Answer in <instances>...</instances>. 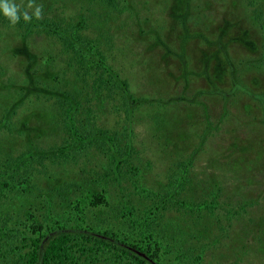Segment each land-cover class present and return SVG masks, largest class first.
I'll list each match as a JSON object with an SVG mask.
<instances>
[{
	"label": "trees",
	"instance_id": "trees-1",
	"mask_svg": "<svg viewBox=\"0 0 264 264\" xmlns=\"http://www.w3.org/2000/svg\"><path fill=\"white\" fill-rule=\"evenodd\" d=\"M193 1L184 3L186 7L192 5L195 13L211 5L208 0L204 5ZM35 2L43 5L42 19L33 18L30 23L21 19L13 27L0 14V26L13 29L22 45L26 60L23 74L28 80L30 70L35 76L47 64L56 73L51 81H59L57 93L52 85L47 88L52 92L45 91L44 96L34 82L36 90L31 99L49 113L43 121L37 114V119H32L36 123H15L13 116L21 101L12 96L10 88L4 104L0 103V264H212L207 255H214L211 250L221 248L226 241L238 255L236 264L250 244L263 256L264 169L255 164L249 167L247 156L232 154L228 148L223 152L225 159L209 158L197 172L205 177L188 167L199 155V144L194 146L196 136L202 141L211 134L208 125L221 116V110L215 112L197 101L203 111L198 130L187 134L181 119L175 128L171 126V134L163 137L170 150L188 152L185 160L177 163L179 170L174 168L168 177L170 185L156 201L143 185V172L148 169L141 166L143 159L135 147L134 117L140 111L147 115L149 131L159 134L170 127L163 125L167 108L182 102L192 104V100L182 94L167 100L136 96L124 75L125 68L113 63L117 48L112 29L116 23L114 31L119 27L113 22L128 11L129 0ZM246 2L253 7L255 19L262 20L264 35V0ZM185 14L181 13L182 17ZM135 17L138 19L136 12ZM150 18L143 19L142 30L131 31L135 42L152 34ZM144 25L149 28L144 29ZM89 29L93 36L87 34ZM42 35L47 45L38 46L37 39ZM164 37H170V33L165 31ZM184 37L177 43L187 56L193 49L187 47ZM196 40L201 39L195 37L190 42ZM222 52L227 69H231L229 50L224 47ZM246 64L258 65L253 60ZM227 95L223 92L222 97L228 99ZM44 122L49 124V132ZM65 150L73 155L66 161L76 159L74 168L63 170ZM236 159H242L243 169L249 167L244 174L252 176L248 181L234 167L241 163H235ZM215 165H219L217 169ZM62 173L79 179L64 181ZM86 185H93V189L99 186L100 190ZM32 197L40 198V203L29 201ZM56 199L66 203L56 208ZM15 200L20 201L21 210ZM88 211L95 213L93 221H89ZM233 219L240 223L239 246L232 234Z\"/></svg>",
	"mask_w": 264,
	"mask_h": 264
},
{
	"label": "rangeland",
	"instance_id": "rangeland-1",
	"mask_svg": "<svg viewBox=\"0 0 264 264\" xmlns=\"http://www.w3.org/2000/svg\"><path fill=\"white\" fill-rule=\"evenodd\" d=\"M184 1L129 0V5H127L129 9H126L128 11H124L122 17L113 22V24L118 22L119 25L117 31H114L117 23L112 29L116 34L115 48H117L115 50L117 55L113 63L121 64L119 68L121 66L123 69L125 68L124 75L129 79L131 89L136 92V96L142 95V97L153 100L161 97L167 100L171 96L182 94L188 100H192V104L182 102L178 106L171 105L167 108V112L164 113L167 119L163 125L170 127L168 126L169 128L165 131H159V134L154 130L149 131L150 120L147 115L141 114L140 111L134 117L136 120L134 125L135 147L143 159L141 166L148 169L143 172L145 174L143 175L145 177L143 185L154 195L153 200L155 201L164 193L166 186L170 185L168 177L174 168L178 169L177 163L185 160L188 155V152L173 151V149L167 148L163 137L171 134L172 128H175V124H178L177 121L181 119H183L182 124L185 126L187 134L197 131V127L201 126L202 120L200 119L203 116L202 107L198 106L201 103L215 112L221 110V114H219L221 116L215 118L213 124L208 125V131L211 133L210 135L206 134L208 137H204L201 141L196 136L194 146L199 144V155L195 156L193 164L188 167L197 174L203 170L202 167H205L209 158L216 161L225 159L223 152L228 148L232 154L235 152L240 157L247 156L249 167L255 164L264 169V35L261 29L263 22L261 19H255L253 7H249L246 0H208L211 1V5H208L207 10L202 13L191 11L193 10L192 5L189 4L186 7L187 4ZM194 1L196 3L202 1L200 5H204V0ZM135 12L138 14L139 20L135 17ZM183 12H186L184 17L181 15ZM178 15L181 18H178ZM148 16L152 17L149 20L153 25L152 34L150 33V37L144 35L145 42L142 40L135 42L134 34L132 36L131 31L142 30L143 19ZM183 23H185V28H183ZM127 25H129L128 28H126ZM143 28L148 29L149 27L145 28L144 25ZM0 30V66H5V69L0 67V103L4 104L3 99L7 96V90L10 88L12 96L15 95L16 99L21 101L15 116H13V121L21 125L24 121L30 123L32 119H37L34 118L37 114L43 121V118L49 116L48 109H45L41 103L35 105L31 97L36 87H40L42 95H45V91L52 92L47 88L54 85L53 92L57 93L55 90L59 80L51 81L56 74L55 69L44 64V68L35 76L30 70L27 73L30 76V80H28V77L23 74L26 60L22 55L24 54L22 45L15 39L14 30L1 26ZM165 31L170 33V37L162 38ZM87 34L93 36L90 29ZM183 36L188 40L189 46L187 47L193 49L187 56L185 51L180 52L178 48V39ZM195 37L201 40L190 42ZM37 43L38 46L47 45L43 35L37 39ZM192 43H195L193 47L190 45ZM224 47L229 50L233 61L231 69L228 67L229 70L222 56ZM8 56L11 58L5 61ZM250 60L257 62L258 65L247 66L246 63ZM108 61L112 62L109 59ZM32 66L33 64L29 65L30 69ZM34 82H38L36 87ZM223 92L225 95L229 93L228 99L222 97ZM7 100H9L8 97L5 102ZM241 101H247V103ZM161 117L163 118L162 114ZM27 118L29 119L26 120ZM138 118L142 120L139 121ZM35 120L32 123H36ZM44 124L48 127L49 132V124L47 122ZM225 129L229 131H224ZM64 154V158L61 157L63 170L74 168L77 162L75 158L72 161H66L73 157L72 152L65 150ZM241 161L242 159H236L235 163ZM217 166L219 165H215L216 169ZM234 167L237 172L241 171L244 181H248L251 175L244 174L248 173L249 167L247 170L243 169L242 162L238 166L234 164ZM197 175L205 177L204 174ZM256 175L259 173L257 172ZM37 177L34 178L35 181ZM61 177L67 182L73 178L79 179V177L65 173H62ZM74 180L76 181V179ZM86 187L93 189V185H86ZM93 190L99 191V186ZM248 192L251 193L252 190L249 188ZM16 201L15 206L21 210L20 201ZM29 201L39 204L40 198L35 200L32 197ZM65 201L56 199V208H60L62 204L66 203ZM251 209L253 210V208ZM261 210L264 217L263 208ZM257 211L255 209V213L258 214ZM114 213L116 214V212ZM88 215L89 221H93L95 213L88 211ZM238 221L237 219L232 220L234 242L238 243L236 246L240 245L238 239L240 236L237 230L240 223ZM227 242L221 248L219 246L211 250L214 251V255H209L213 252L207 255L206 258L212 260V264H236L235 260L238 255L234 253L233 245ZM255 249L250 244L243 252L244 255L240 256L241 260L238 263L264 264V255L255 253L254 251L257 250ZM205 262V264H209V262Z\"/></svg>",
	"mask_w": 264,
	"mask_h": 264
},
{
	"label": "clouds",
	"instance_id": "clouds-1",
	"mask_svg": "<svg viewBox=\"0 0 264 264\" xmlns=\"http://www.w3.org/2000/svg\"><path fill=\"white\" fill-rule=\"evenodd\" d=\"M0 14L9 22L10 26H15L21 19L25 23H30L33 18L40 20L43 17V5L36 4L35 0H0Z\"/></svg>",
	"mask_w": 264,
	"mask_h": 264
}]
</instances>
